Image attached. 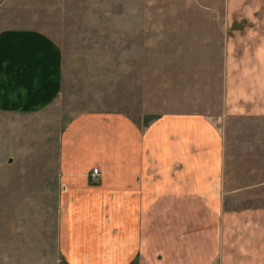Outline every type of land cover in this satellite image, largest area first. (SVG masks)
Listing matches in <instances>:
<instances>
[{
    "label": "crops",
    "instance_id": "1",
    "mask_svg": "<svg viewBox=\"0 0 264 264\" xmlns=\"http://www.w3.org/2000/svg\"><path fill=\"white\" fill-rule=\"evenodd\" d=\"M219 2V117L169 112L142 123L89 112L67 125L53 264H264V205L238 184L264 179V137L239 144L245 156L234 151L227 168L228 118L264 130V0ZM62 89L63 51L50 35L0 31V111L38 112Z\"/></svg>",
    "mask_w": 264,
    "mask_h": 264
},
{
    "label": "rangeland",
    "instance_id": "2",
    "mask_svg": "<svg viewBox=\"0 0 264 264\" xmlns=\"http://www.w3.org/2000/svg\"><path fill=\"white\" fill-rule=\"evenodd\" d=\"M221 6L219 0H0V31L34 27L63 51L56 101L38 112L0 111V264L54 263L60 140L76 117L115 112L142 123L169 112L219 117ZM252 123L228 118L229 171L234 151L245 156L239 144L253 133L264 137V130L251 133ZM238 184L254 187L247 202L264 205V179Z\"/></svg>",
    "mask_w": 264,
    "mask_h": 264
},
{
    "label": "built area",
    "instance_id": "3",
    "mask_svg": "<svg viewBox=\"0 0 264 264\" xmlns=\"http://www.w3.org/2000/svg\"><path fill=\"white\" fill-rule=\"evenodd\" d=\"M98 174H99V169L98 168H94L93 171H92V176H93V179H97L98 177Z\"/></svg>",
    "mask_w": 264,
    "mask_h": 264
}]
</instances>
